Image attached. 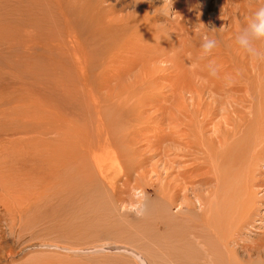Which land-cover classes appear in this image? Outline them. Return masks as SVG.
<instances>
[{"label": "rangeland", "instance_id": "1", "mask_svg": "<svg viewBox=\"0 0 264 264\" xmlns=\"http://www.w3.org/2000/svg\"><path fill=\"white\" fill-rule=\"evenodd\" d=\"M244 1L249 6L253 5L251 0ZM219 2L172 0L171 3V0H152L148 3L142 0L134 4L133 0H0V264H264V151L255 145H242V152L238 155L239 146L229 137L230 149L225 155V167L229 173L241 172L246 178L254 174L252 184L249 182L254 196L253 207L249 206L251 216L248 214V221L246 218L240 222L243 227H240L237 235L233 234V242L229 246L223 245L226 253L232 251L235 257L221 255V252L224 253L222 248L214 246L216 241L211 228L203 224L204 215L199 211L200 205L192 193L199 189L198 192L205 198L213 194L215 184L208 168L213 164V154L208 156L204 151L202 156L200 148H194L192 142L185 145L188 139L182 140L183 134L179 135L177 145L170 146V151L165 149L169 146L167 142V145L160 142L152 145L151 140L161 133L156 132L157 128L162 127L159 118L163 111L155 110L156 101L149 102V107L153 108L148 110L147 121L144 117L134 118L127 112V116L122 117L123 121L114 119L115 125H111L110 131V124L102 119L106 125L101 133L107 135L111 148L115 149V159L121 164V172L106 163L102 173H98L92 161L86 160L82 161L85 163L84 169L78 168L80 166L75 162V165H67L70 159L68 155L64 158L67 162L61 160V164L57 160L56 163L52 161L54 167L52 164L45 166L40 165V160L32 155L34 150H41L42 145L48 149L51 143H57L53 132L58 127L63 131L65 121L72 124L68 131L71 134L81 127L82 131L92 133L96 139L95 124L102 114L100 106L108 108L114 118L111 106L104 101L106 96L100 82L102 75L110 70V65H103V59L113 52L115 59H119L120 54L124 57L127 55V61L133 67L130 75L126 73L122 78L123 73H119L117 78L123 82L132 80L134 73L138 76L146 61L149 66H157L154 70L148 69L151 91L145 88L156 100L161 101L163 96L169 94V87L158 84H167L168 74H172L174 79L176 74L173 71L177 69L187 70L191 85L197 88L204 77H198L193 68L201 64H198L201 61L199 56L217 57V51L225 52L217 32L220 29L219 6L220 3L223 5V1ZM178 11L182 12L183 17L176 14ZM199 13L206 29L216 28L215 35L213 32L195 33L198 30L197 22L200 23L197 17ZM99 22H106L107 29ZM100 30H105L107 39L97 38L102 35H98ZM73 35L80 51L70 47L73 45ZM206 39L217 42L209 54L201 51ZM65 40H69L68 43ZM104 40L109 42L105 44ZM131 42L137 44L134 45L135 49L129 50L125 45ZM100 46L105 47L104 52L102 49L100 51ZM133 51L142 56L135 64L132 61L135 59ZM81 52L86 56L83 59L84 68L78 65ZM106 83L112 88L117 81ZM113 88L119 90L118 87ZM137 90L140 91L141 86L134 91ZM240 95L243 96H236L234 103L232 95L224 92L214 98L203 97L201 106L209 102V119L215 118L207 121L206 135L212 134L210 127L215 126L217 120L223 130L222 117L226 113L229 122L233 121V107L248 113V105L257 103L258 94L254 87L249 92L242 90ZM91 103V108L86 107ZM131 107L129 104L126 108ZM250 115L246 114L248 123ZM197 119H201L199 114ZM231 127L229 136L234 134ZM112 133L122 144H115ZM140 135L144 138L141 139ZM219 136L214 134L213 139L218 141ZM80 137L85 138L84 148H93V144H89L91 140L88 134ZM150 141L151 147L148 148ZM181 142H185L181 144L182 147ZM218 145L217 142L214 148ZM132 148L137 153L138 161L145 162L139 170L146 167L149 171L148 182L146 179L136 182L134 178L135 173L130 169L132 159L134 161ZM166 150L175 159L169 171L172 176L168 179L177 177L179 181L183 180L180 185L183 184L184 188L186 179L182 178L183 175L187 179L190 177L191 181L195 176L199 181H203V174L207 176L204 185L192 181L196 187L194 190L188 189L191 209H187L183 203L182 209L178 207V202L182 201V190L178 201L171 207L160 196V183L165 177V170L160 171L163 168L160 158ZM191 151L199 152L198 159ZM255 153L258 156L254 159ZM127 165L130 171L126 169ZM248 165L252 167L250 173ZM253 211H256L255 214ZM203 226L208 228L207 231Z\"/></svg>", "mask_w": 264, "mask_h": 264}, {"label": "bare ground", "instance_id": "2", "mask_svg": "<svg viewBox=\"0 0 264 264\" xmlns=\"http://www.w3.org/2000/svg\"><path fill=\"white\" fill-rule=\"evenodd\" d=\"M222 1H223V5H221V3H220ZM243 1L244 0H220V2H219L220 3V6H219V8H220L219 9V11H220V13H219V15H220V17H219L220 27H218L220 29H217V32H218L219 36L221 37V40L223 43L221 45H222L223 50H225V52L220 53V51H217V53L219 54V55H217V57H213L212 55L205 56V57H204V55L199 56L201 61L198 62V64L199 63H201V64L197 67L194 66L193 68H194V71H196V75L198 77H200V78L202 76H204V77L201 78L202 81L199 82L197 88H193V86L191 85V80H190V78H188L189 76L186 74L187 70L177 69V71H173V73L176 74V75H174V79H173L172 74H170V75L168 74L166 77L168 83L164 84V85L158 84L159 86H162V87H169V89H170L169 94H167L165 96H163V94H162L163 100H161V101L156 100V98H153V96H151L146 91L145 88L147 87L149 89V87H152V84H150V82L147 79V75H148V71H149L148 69L154 70L157 66L152 65V64H151L152 66H149L148 62L146 61V63L143 64L145 66H142L143 69L140 70V72L141 71L142 72L138 76H136L134 73L133 76L131 75L132 80H130V81L127 80L126 82H123L117 78L119 73L120 72L123 73L122 74V78H123L124 76H126V73H128L127 75H130L129 73L130 72L133 73L132 71H134V70H132L133 67L130 66L131 62L127 61V58H128L127 55H125L126 57H124L123 55L121 56V54H120V55H118V56H120V58L115 59L114 58L115 53L113 52V53H111L112 55H110L107 59H103V62H104L103 65L108 64L107 65L108 67L110 65V67H109L110 70L106 71L105 74L102 75L100 82H101V88H102V90L104 89V92H105L104 96H106L104 101H105L107 106H111V109L114 112V118H113L112 114L110 113V111L108 110V108L103 107L102 105L100 106V108H102V111H101L102 114L100 116L97 115L98 117L96 116L99 119V120H97V122L95 124L96 139H94L92 133H88V132L86 133L85 131H82L80 129L81 127L79 129L76 128L74 130L76 132L75 134L74 133L71 134L68 131L71 129L70 127L72 124L70 125L67 121H65V122H63L64 124H62V127L64 128V130L62 129L63 131L59 130L58 128H60V127H58L53 132L54 133L53 137L56 138V142H57V143H54V145H56V146H54L53 143H51V146H49L48 149H46V147L44 145H42L43 148L41 150H40V148L38 150H34L32 155L36 156V158H38L40 160V163H39L40 165H45V166L52 164V166L54 167L52 161L56 163L58 161L64 160V158L68 155V156H70V159H69L67 165L68 164L69 165H72V164L75 165V163H76L77 165L80 166L78 168L84 169L85 163L82 161L86 160L87 162L92 161L94 166L97 168L98 173H102L101 172L102 168H103L104 164H106V163L111 164L112 165L111 168L115 169V171H117V169H119V171H120V170H122V168H121L120 162H117V160L115 159V157H116L115 152H114L115 149L111 148V145L108 141L107 135L105 136L101 133V129L103 127H105V125H106L102 119L106 120L107 124H110L108 126L110 131H111V125H115L113 123V122H115L114 119H116L117 121L122 120L123 116H127L126 115L127 112H128V114L133 115L134 118H136V117L143 118L144 117V119L147 121L148 114L150 113L148 110H152V108H153V107H151V108L149 107V104H150L149 102H152V101L155 102L156 101L157 106L154 105V108L156 107L155 110H157V112H160L158 110L163 111V112H161L162 116H160V118H159V120H161L160 122L162 123V127L157 128L158 131H156V132H158V133L161 132V133L159 136L156 135V139L151 140L153 143L152 145H154V142H155V144H158L160 142V144L167 145L166 144V142H167L169 144V146L167 145V148H165L166 146L164 148L169 149L168 151H170V149H172L170 146L174 147L175 145H177L176 143H178L180 141L179 135L183 134L182 140H186V137L188 140L185 141L186 144H185V142H183V143L181 142L180 143L181 147H182L181 144L187 145V144H190V142H192L194 148H200V152H201L202 156L205 154L204 151H206L208 153V156L213 154L212 155L213 156L212 157L213 158V164H211L212 165L211 167H210V165H209V167L208 166L207 167L212 172L211 176H213L214 184H215V188L213 187L214 188V192H212L213 194H211V192H210L211 196L208 194L210 197L205 198V197H202V195H200V192H198L199 189L198 190L195 189L194 187H196V186H194V184L192 183V181H196L197 183L204 185L203 181L206 182V180H207L206 179L207 176H205L204 174H203L204 176L202 175L203 181H199L198 178H196L197 176H195L196 179L194 178L191 181V179H189L190 177L187 179L185 177V175H183L182 178L186 179V180H184V184H185L184 188L182 186L183 184L180 185V182L183 180L180 179L181 181H179V179L176 176H174L176 178H174L173 180H170V178H171L170 176H172L171 175L172 173L170 174L169 171H170V168H172L171 166L174 164V163L173 164H171V163L175 159H173V157L171 155H169V153L166 150L162 154L163 157L160 158L161 162H163V165H161L163 168H161L160 171L162 169L165 170V172H164L165 177L163 178L164 180H162L160 183V187H161V191H162L161 192L162 195H160L161 198H163L164 202L167 203L171 207V205L174 202L178 201L177 199L180 195L179 193L182 190L181 196H182L183 202L182 201L178 202L179 203L178 207L180 209H182L183 208L182 206L185 204L184 206L187 209H189L192 202H191V200H189L187 192L189 191L188 189H190V188L191 189L193 188L192 190L195 189V191L192 193H193V196H195L196 203H198L200 205L199 211L201 213H203V215H204L203 224H205L206 226L211 228V232L213 234L214 242L216 241L214 246H220V248H222V251L224 253L221 252V255H225V257H228V256L229 257H235V256H232V253H231L232 251H230V253H228V252L226 253L223 245L229 246L231 241L233 242V240H232L233 234L237 235L238 231L239 230L241 231L240 227L242 226V223H240V222L244 221L243 219H246L247 217L249 218V215L251 212V209L249 208V206L253 207V206H251V204H252V201L254 198L253 192L250 191L251 190L250 189V186H251L250 183L253 182L254 174H252L248 178H246L245 175L241 172H237V173L234 171H232L231 173L228 172V169L225 167V155L228 154V150L230 149V144H231L230 141H228V139L230 137V140H232L233 143L238 144L237 145V146H239L238 155H239V152H242V150L240 148V147H242V145L252 144L253 146L254 145L257 146L259 150L261 148V151H264V62H255V61L251 60L252 54L247 50V48H245L244 46H242L238 42V38L243 37L245 40H247L249 42V45L252 46L257 53L264 55V37L257 38L254 35V33L250 27V24L254 20V12L259 7L264 6V0H251L253 2L252 3L253 5L250 4V6L248 5L247 1H246L247 5H246V3H243ZM248 2H250V1H248ZM236 9H238V11ZM176 14L178 16L181 15V17H183L181 11L176 12ZM197 17L200 19V23L197 22L198 30L196 29V32H195L196 34H200V33L206 34V33H212V32H213V35L216 34L215 33L216 28L206 29L204 27V23H203L204 20H203V17L201 16L200 13L198 14ZM102 23L99 22V24L103 25L104 27L103 26L102 27L105 28L106 22L104 23L105 25ZM99 24H98V28L101 29ZM115 28H116V26H115ZM105 29H107V28H105ZM101 31L102 30H100L98 35L102 34L103 36L99 35L97 37L95 35V37H97V38L104 37L107 39V37L104 36L105 30L102 31V33H101ZM74 36L75 35H73V38H72V44L73 45H71L70 47H72V49L79 50L81 48H79L76 45L77 41L75 40ZM65 41L67 42L69 40H65ZM103 42L106 44L109 41L104 40ZM62 44H63L62 46H64V41ZM135 44H137V43L131 42L129 45H125V47H128L129 50H131L132 48L135 49V47H134ZM100 47H99L100 51L102 49L103 52L105 51V49H104L105 47L109 48V46H106V45L104 48H102V47L100 48ZM25 48H27V47H25ZM70 49L71 48H69V51H70ZM121 51H119V52L121 53ZM201 51L203 52L202 46H201ZM67 53H68V51H67ZM132 53L133 54L135 53V55L133 57L135 59L132 60L133 64H135L137 62V59H139L141 55H139L135 51H133ZM75 55L77 56L78 54H75ZM82 55H83V57H82ZM102 55H103V57L106 56L105 54H102ZM142 55H143V57H145L144 54H142ZM67 57H69V56H67ZM85 58H86V56L84 55L83 52H81V58H78V63H79L78 65H82L83 68H84L83 61L85 60ZM144 59H146V58H144ZM148 60H150V59H148ZM110 62H112V63H110ZM130 67H131V69H130ZM80 71L83 72V69H80ZM194 71H193V73H194ZM214 71L216 72L215 76L212 75V72H214ZM249 74H251L252 76L249 77ZM112 81H117V84H115L113 87H118L119 90H116L113 87L110 88L107 85L106 82H112ZM119 82H121V83H119ZM146 84H147V86H146ZM154 84H155V82H154ZM137 86H141V90L140 91L137 90V92H136L134 90L137 89ZM246 86H248V87H246ZM155 87L156 86L154 85V88ZM176 87H179L180 89H177ZM253 87L256 89V92L258 94V100H257V103L253 102V104L248 105L249 112L247 113V111H243L239 107L238 108L233 107V109L231 110V112H233L235 114V118L233 119V121L229 122V119H228V116L226 113V115L224 117H222L223 119L221 118L223 121V125H224L223 130L220 129V127H221V126H219L220 121L217 120L215 122V126L210 127V128H212V134L206 135L205 134V131H206L205 127H208V125H206L207 121L208 120L213 121V119H215V118L209 119V116H208L210 114V110H209L210 103L209 102H207L205 105L201 106L203 97L208 96L210 98L211 97L214 98V96L220 95L221 93L224 92V93H229L230 95H232V97H233L232 99H233V103H234V100H237L236 96H238V97L243 96V95H240V92H242V90H244L245 92L246 91L249 92V90H251ZM149 91H151V90L149 89ZM113 94H114V97H111ZM84 97H86V96L84 95ZM248 97H250V96H248ZM239 101L240 100H238V103H239ZM86 102H93V100H91V101L86 100ZM129 104H131L132 109L126 108V107H128ZM254 104L257 106V108L255 107L256 110H255V108H253ZM150 106H152V105H150ZM86 107L91 108L92 103ZM100 108H99V111H100ZM198 114L201 117V119H197ZM246 114L247 115L251 114L249 116L250 117V123H248L246 121ZM110 117H112V119ZM241 120H243L244 122ZM121 122H119V124ZM207 124H209V123H207ZM231 125H232L231 129L234 132V134H232V136H229L228 132L230 130ZM181 131H183L184 133L183 132L181 133ZM208 131L210 132V130H208ZM102 132H104V131H102ZM87 134H88L89 140H91L89 144H93V148L92 147L90 148L88 146H85V148L83 147V144H85L84 143L85 138H81L80 135H83L84 137H86ZM214 134H220L218 141L213 139ZM238 134H240L239 138L237 137ZM124 135H126V134H124ZM247 135H251L252 137L246 138ZM112 136H113L114 141H116L115 144H117V142L122 144V142L117 141L114 138V133H112ZM119 136H121V134ZM109 137L111 139V136H109ZM145 137H146V135H145ZM143 138L141 136V139H143ZM137 139H136V141H137ZM151 141L148 142V144H149L148 148L151 147ZM217 142L219 145L217 148H214V145ZM48 143H50V142H48ZM0 145H2V144H0ZM52 146H54V147L51 150L50 148ZM127 146H129V145H127ZM133 148H136V146ZM133 148H132L131 155H134V161L132 159V165L130 166V169L135 173L134 178L136 179V182L138 179H144V180L146 179L145 181H147L148 180L147 179V177H148L147 173L149 171H147L145 169L146 167H144V169H142V170H139V167H141L145 162L143 163L142 161H140V162L138 161L137 153L134 151ZM70 149L72 150L71 155H69ZM189 149H191V148L189 147ZM136 151H138V150H136ZM195 152H192V154L198 159L199 152L198 151H195ZM253 155H254V159H255L258 156V153H255ZM135 159H137L136 162H135ZM254 159L252 157V161ZM64 161H66V160H64ZM61 164H62V161H61ZM166 164H168V165H166ZM195 164L197 165V163H195ZM209 164H210V162H209ZM118 165L120 166V168H117ZM156 166L154 168L158 167V166L157 167ZM2 168H4V167H2ZM251 168H252L251 165H248L249 173L251 171ZM126 169L130 171L128 165L126 166ZM231 169L234 170L232 167H231ZM155 172H156V170H155ZM151 173H152V171H151ZM156 174H157V172H156ZM0 175H2V173ZM168 177H170V178L168 179ZM40 180H42V179H40ZM177 181H179V182L177 183ZM7 183H6V185H7ZM16 183H18V182H16ZM254 183H255V181H254ZM0 185H2V183ZM19 185H21V184H19ZM19 185H17V186H19ZM25 185H27V184H25ZM212 185L213 184H211L210 186H212ZM13 187H15V186H13ZM11 190H13V189H11ZM14 190H16V189H14ZM211 190H212V188H211ZM16 192L18 193V190H16ZM27 193H28V191H27ZM257 199L259 200V198H257ZM182 203H183V205H182ZM190 209H191V207H190ZM254 212H256V211H253V213ZM248 218L246 219L247 221H248ZM203 228H206V227L203 226ZM207 229L208 228H206V231H207ZM208 231H210V230H208ZM214 246L212 247V250H214ZM209 250H211V249L209 248ZM214 252H216V251H213V253ZM217 252L219 253V250ZM214 254H216V253H214Z\"/></svg>", "mask_w": 264, "mask_h": 264}, {"label": "clouds", "instance_id": "3", "mask_svg": "<svg viewBox=\"0 0 264 264\" xmlns=\"http://www.w3.org/2000/svg\"><path fill=\"white\" fill-rule=\"evenodd\" d=\"M142 2V0H133L134 4H138ZM146 2L151 3L152 0H146ZM172 3V0H171ZM250 27L257 38L264 37V6L259 7L254 12V20L250 24ZM238 42L247 48V50L252 54L251 60L255 62H264V55L257 53L252 46L249 45V42L245 40L243 37L238 38ZM217 46V42L214 39H206L202 44V49L204 54H209L213 51V49ZM212 75L215 76L216 72H212Z\"/></svg>", "mask_w": 264, "mask_h": 264}]
</instances>
